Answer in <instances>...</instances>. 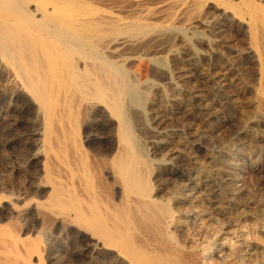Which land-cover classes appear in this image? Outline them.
<instances>
[{
    "label": "bare ground",
    "instance_id": "1",
    "mask_svg": "<svg viewBox=\"0 0 264 264\" xmlns=\"http://www.w3.org/2000/svg\"><path fill=\"white\" fill-rule=\"evenodd\" d=\"M109 1L0 0V112L25 123L21 135L0 142L22 150L18 157L0 155V264L60 261L63 235L73 264H245L251 258L264 264V224L239 225L237 241L224 237L213 248L191 238L180 241L176 232L204 227V215L195 213L179 224L181 202L162 197L151 180L152 164L134 135L152 84L144 77L151 69L138 61L141 54L195 22L215 37L228 33L241 38L246 48L234 62L220 63L219 74L210 69L202 74L200 85L186 92L182 108L160 103L151 127L157 135L154 153H167L161 175L183 182V201L216 195L209 200L212 205L240 202L227 175H208L202 167L219 165L224 149L234 158L240 141L263 144L264 113L246 131L237 128L220 141L219 156L196 152L208 128L236 123L231 115L235 66L256 67L253 75L264 101V0H158L153 7L144 5L150 0H115L136 4L128 18L115 15ZM210 10V19H202L201 13ZM156 17L161 24L151 22ZM222 41H216L218 47L227 45ZM159 63L153 64L156 70ZM192 64H185L189 73L195 70ZM218 105L222 110L213 113ZM208 112L205 132L194 130L193 122ZM176 116L182 123L166 126ZM107 121L113 126L104 146L100 134ZM181 147L196 152L184 157ZM221 187L227 190L223 196L216 194ZM219 207L221 213L225 206ZM48 226L60 236L54 243L55 237L44 231Z\"/></svg>",
    "mask_w": 264,
    "mask_h": 264
},
{
    "label": "rangeland",
    "instance_id": "2",
    "mask_svg": "<svg viewBox=\"0 0 264 264\" xmlns=\"http://www.w3.org/2000/svg\"><path fill=\"white\" fill-rule=\"evenodd\" d=\"M110 1H112V2H110ZM110 1L108 2V7L111 8V11L115 15H118V17L120 16V18L122 16H123L122 18L131 17L133 15L131 13H133L134 10L137 8L136 4H133L131 2L130 3L129 2H120V1L118 2L115 0H110ZM113 1H115V2H113ZM157 1L158 0H150V1H147L144 5L147 7L148 6L153 7L155 5V3H157ZM118 4H121V5H118ZM210 14H211V10L201 13V17H202V19L207 20V19H210V17H211ZM192 16L193 15L189 14L186 17H192ZM152 20H154V21H152ZM152 20H151V22L154 24L156 23V25L161 24L163 21L161 17H156V19L153 18ZM192 25L193 26H190V28L183 29L184 31L182 30V32L181 31L179 32L178 30H176L178 32L173 31V32L165 35L162 38L160 44H158L159 46L157 45L158 47H156L155 49L149 50V52H147L145 54H141L140 57L138 58V61L142 62L145 66L147 65L149 67L147 69H151V70L145 71L144 74L145 73H147V74H145V75L143 74V75H144V77L146 76L145 79L148 76L147 79L150 80L148 82L152 83V84H149V83L148 84L150 85V88L152 90L151 89L149 90V95H148L149 99L147 100V102L142 107L141 113L143 115L141 114L138 122L134 123L135 124L134 135H135L136 139L138 140L140 146L142 147L144 153L146 154L147 159L152 164L153 172L151 174V180L154 183L155 187L161 188L160 191H162L161 192L162 197L168 198V197L173 196L179 202H181L180 203L181 206L179 205L178 209H177L179 224L185 225L184 223H187L186 221L190 220L193 214L195 216L197 214L201 216V214H202V216L204 215L203 216L204 219L206 218L205 220L203 219L204 222L202 224H204L207 229H205V226L204 227H198L199 229L197 228V226H193L194 227L193 229L190 228L188 231H185L183 233L176 232L179 234L178 239L180 241H183V240H186L185 238H187V239L189 238V240L191 238V240H193L194 242H198V240H199V243H202L201 245L204 244L203 246L207 245L210 248H213L214 245L216 244V241L220 242L224 237H226V238L229 237L228 239H231V241H233V242L237 241L239 239V235H240V231H239L240 226H241V229H243L242 228L243 226H248L249 228H252L253 226L255 227V226H260L261 224H264V214H263L264 213V205H263L264 204V202H263V200H264V143L263 144L262 143H255L253 140L252 141L253 143L251 142V144H252L251 145L250 143L241 144V141H240L237 143L238 147H236L237 150H236V154H235L234 158L230 157L231 152L228 151L227 149H224L222 151L223 153H221V155L218 154V151L220 150L221 142L223 140H225L226 138H228L231 132L233 133V131L234 130L236 131L237 128L240 129L239 132L240 131H246L247 127L249 128V126H252L253 121L263 119L262 113H264V111L262 112V109H264V101L262 99H259L260 98L259 97V93H260L259 89L260 88H258V87L260 85L258 84L256 77H254V75H253L254 70H256V67L255 66H251V67L235 66V68H238L236 71L233 72V76H232V81L233 82L235 81L233 90L236 89L235 94H234V98H233V105L235 108L231 112V115L233 116L232 123L236 122L237 124L236 123L226 124V125L222 126L221 128H219L218 130H213L212 126L210 128H208V130H210L211 132L209 131L208 133H205L204 136H206V137L204 138L202 143L197 144L199 152L191 150V148L190 149L182 148V147L179 148L180 151H183L181 153H182V156H184V157H187L192 151H194L198 154L199 153L203 154V153H212L213 152V154H215V155H218V156L220 155L218 158H219V160L221 159L220 161H222L220 163L221 165L219 164L217 166L215 165V166L208 167L210 165L208 163L207 164L204 163V165L202 167L203 169L200 168V171H201V169L203 172L206 170L204 173H207L208 175H211L214 171H216L214 173L218 174V176L227 175L228 178L230 179V181L232 182L231 185L230 184H228V185L232 188L234 187L235 189L234 188L233 189L235 191L238 190V192L240 193L239 198L243 201L242 203H244V204L241 203V200L239 198H236V199H239V201H240V202H238L239 206H238V203H236V202L227 203V202L221 201L220 204H222V207L225 206L223 208V210L225 212L222 210L223 212L221 211V213H220V211H219L220 204L215 203L212 205V203L209 201L211 199V197L213 199V197H216V195L208 196L209 198L207 196L205 198H204V196H201L200 197L201 201H199V197H198V199H195V200L193 199L194 200V201L192 200L193 202L192 201H189V202L183 201V199H185V197H184L185 192L183 191L182 185L180 186V183L182 181H178L177 183H174V181L171 182L170 180H167V178L163 177V175H161L160 169L163 168V161L167 158V153L166 152H162V153L155 152L154 153L153 148H154L155 143H153V142L156 140L157 135L154 133L153 130H151V127L154 126L153 115L155 113V110L160 103H161L160 105H164V103H166L165 105L167 106V108H169L170 105L172 106L173 104L176 103V105H179V108L180 107L182 108L183 105L185 104L184 102H185V95L187 94L186 92L194 91L195 88L200 85V83L202 81V74L208 72L209 69L211 70V72L219 74L220 73L219 68L222 66V64H220V63H225V62L226 63H232V62H234L235 58H236L234 56L238 55L239 53L244 52V50L246 48V43L241 38L232 37L228 33L220 34L219 37H218V35L215 37L207 30L208 28L203 23L195 22V23H192ZM218 40L219 41L223 40L222 42H225L227 45L223 44V46L218 47L217 43H216V41H218ZM209 43H210V45H209ZM163 45H164V47H163ZM160 46L163 49L160 48ZM156 50H158V52H156ZM162 51H165V52H162ZM151 52H153V53H151ZM188 60H189V62H191V64L192 63L194 64V65L192 64V67L193 68L195 67V70H193V71L191 70L192 73H189L190 71L189 72L186 71L187 65H185V64ZM261 61H262V64H264L263 63L264 60L262 59ZM159 62L162 65L159 68L160 70L159 69L156 70L155 67L153 66V64L159 63ZM132 66L134 67L135 64L129 65L128 67L132 68ZM189 67H191V66H189ZM215 67H217V68H215ZM162 69H164V70H162ZM150 71H152L154 74ZM200 75H201V77H200ZM215 96H216V92L212 90L211 97L213 98ZM163 98H164V102H163ZM257 99L261 100L262 102L257 100ZM165 100H167V101L165 102ZM6 102H7V100H6ZM6 102L4 100L2 102V104L6 103ZM258 102H260V103H258ZM154 103L157 105H155ZM256 105H258V106H256ZM221 110H222V107H220L218 105L215 107V110H213L212 112L214 113V111L218 112ZM260 110H261V112H260ZM2 113L3 114H1V112H0V142L8 141L14 137H17L18 135H21V133H23L22 131L25 130V129H23V128H25L24 127L25 123L13 121L11 118H9L8 114H5L4 112H2ZM259 113H261V114H259ZM178 115L181 117V114H178ZM179 116H176V119L172 120V122L168 121L166 126L169 127L171 125H175L176 123L181 122L180 118H178ZM210 118H211V115L209 114V112H208V114H204V115L200 116L198 121L193 122L194 123V130H197L199 132H205L204 129L202 128L204 125L203 123L210 120ZM250 121H251V123H250ZM21 123L23 125H21ZM13 124H16L17 127L13 126ZM106 124H107L106 130H103V132H101L103 134H100V138L102 137V139H104V140L101 139V141L104 142L103 145L105 144L104 146H106V143H107V139H105V138H107L109 136L110 130L113 126L112 121H107ZM166 126L164 125L163 127H166ZM240 126H242V127H240ZM14 128H16V129H14ZM253 134H256V136L263 135L262 132L260 134L253 132ZM226 135H228V136H226ZM9 137H10V139H9ZM14 146H12L11 148H8V147L4 148V147L0 146L1 157L8 159V158H10V156H12V157L13 156L18 157V155L21 156L22 150H21L20 146L19 145H14ZM185 154H187V156ZM205 165H207V166H205ZM154 167L156 170L154 169ZM204 168H206V169H204ZM208 168L211 169L210 174H209L210 169H208ZM216 189L218 191L216 194L221 195V196H223L227 191L226 189H223V187L216 188ZM219 189H221L222 192L219 191ZM219 192H220V194H219ZM181 194H182V196H181ZM198 201L201 203H199ZM204 202H205V204H204ZM210 203H211V206H210ZM245 203H247V204H245ZM196 204H197V206H196ZM217 204H219V205L217 206ZM228 204H230V205L232 204L233 206L230 207V205H229V207H228L227 206ZM236 204H237V206H236ZM214 205H216L217 207ZM241 206H243V208ZM186 207H188V208L186 209ZM253 208H254V210H253ZM216 211H217V213H216ZM204 212H206L207 214L206 213L204 214ZM195 213H197V214H195ZM218 213H219V215H218ZM211 214H213V215H211ZM235 215H236V217H235ZM208 216H210V217H208ZM231 216L233 219L231 218ZM186 217H187V220H186ZM203 217H201V218H203ZM207 217H208V219H207ZM244 219L247 220V221H245L246 225H245V223L243 224ZM224 220H225V222H224ZM208 223H210V224H208ZM48 227L50 229V226H48ZM47 228L44 231H45L46 235H52L55 237L52 241L54 243L55 241L58 240V237H60V236H59V234H57L58 233L57 231H54L53 229L49 230ZM195 230L197 232H195ZM207 230H209V231H207ZM186 232L188 233L187 236H186ZM191 235H192V237H191ZM60 239H61L62 243L64 244L63 245L64 246L63 247L64 252H61L60 261L50 260L51 264H73L72 259L69 256L71 249H69L70 245L68 242V237L63 235ZM202 239H204V240H202ZM203 241H204V243H203ZM250 261L247 260V262L245 264H247V263L248 264H254L255 263L254 259H252V258L250 259ZM216 264H220V262H218V263L216 262ZM233 264H237V263L235 262Z\"/></svg>",
    "mask_w": 264,
    "mask_h": 264
}]
</instances>
